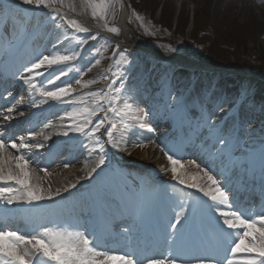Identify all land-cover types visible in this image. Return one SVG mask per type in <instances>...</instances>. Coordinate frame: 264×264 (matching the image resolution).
Masks as SVG:
<instances>
[{
    "label": "snow or ice",
    "instance_id": "6c2138e0",
    "mask_svg": "<svg viewBox=\"0 0 264 264\" xmlns=\"http://www.w3.org/2000/svg\"><path fill=\"white\" fill-rule=\"evenodd\" d=\"M88 3L93 7V18H97L95 9L99 8L101 9L99 18L103 19L107 25L108 13L105 9L110 6L109 0H88ZM21 4L33 6V9H50L47 16L57 28L60 23H65L76 32L88 31L77 20L68 19L66 13L62 14L64 0H21L20 4L12 0H0V14L6 16L8 22L12 23L14 16L19 18ZM56 5L59 7H55ZM121 7H123L122 4ZM69 10L75 11V5H70ZM107 31L119 34L117 27H107ZM63 38L71 43L69 35L63 34ZM87 39L96 40L97 36L92 35ZM85 42L86 40H80L79 43ZM57 43L60 41L58 40ZM53 47L56 50L52 54H42L32 61L30 66H26V71L31 75L27 78L21 75L20 79L38 91L41 97L39 103L34 102L33 106L40 107L41 104L49 102L72 105L71 108L65 109L64 116L61 117L62 120L69 121L66 130L54 134L68 136L71 131L88 138L94 145H99L98 148L94 147L99 154L98 159L85 177V179H91L108 163L105 145L118 149L117 136L123 140L124 132L121 129L127 130L132 126L129 120L134 121L141 128L147 127L145 121L152 115V112L151 109H141L138 106L134 108L130 103L131 96L124 86L119 67L116 71L109 70L101 77L108 82L104 89L76 95L77 88L74 85L87 89L98 83V80L86 82L82 80V77L87 75L92 67L100 63L98 57L90 66L82 68L74 81L70 80L53 88H46L45 84H53L62 76L68 75L69 69L74 67L68 62L78 58V47L70 52L58 49L56 45ZM95 51L99 52V49ZM115 52L119 53L118 60L122 61L127 58L126 50L121 51L117 46ZM53 65H67V67L52 69ZM50 69L52 70L49 71ZM46 73L48 79L38 82L36 78ZM244 95L246 103V90ZM89 97L93 98L94 102L89 101ZM236 99L239 100L240 95ZM220 109H223V104L220 105ZM13 111H15L13 107L7 108L9 115L5 119H11L10 114ZM23 114L20 113V115ZM205 125L207 132L215 137L219 150L222 153L230 152L232 137L223 133L211 115L205 119ZM148 130L152 129L149 127ZM40 136H43L45 140L52 139V134L46 135L43 131L33 132L28 136L22 135L11 141L0 137V202L5 206V214H10L25 205L30 206V211L35 209L40 216L54 213L57 209L46 206L43 202L52 201L60 196L62 191L69 192L70 189L77 187L76 183H72L63 189L57 188L53 191L50 186L45 188L41 185L39 182L41 178H35L36 182H34L35 169L29 171V165L32 163L30 153L32 149L44 147L43 143L37 141V137ZM165 154L172 165L171 171L174 178L178 179L180 184L196 189L212 202L203 206L213 214L214 233L222 246L221 250L225 253L223 258L211 255H192L185 258L182 255L188 248L184 229L190 222H194L195 213L200 205L180 201L177 205L179 210L172 209L174 214L168 224L170 231L165 237V243L176 255L169 253L167 256L145 257L141 261L127 253L119 255L112 253L100 243L95 233L87 229L69 231L67 227L54 226L49 223L40 224L33 227L31 231L22 233L5 224L0 227V264H177L178 261L179 264H264V209L248 215L233 208L227 189L210 170L201 169L202 176L192 177L193 181L206 178L203 186L180 179L177 168L178 166L183 168V163L179 158H174L167 152ZM64 166L69 167L67 164ZM195 166L200 168L199 164ZM40 170L45 173V176L48 175L46 168ZM13 205L16 209L11 207ZM129 231V227H123L124 233ZM211 247L217 250L216 244H212Z\"/></svg>",
    "mask_w": 264,
    "mask_h": 264
},
{
    "label": "rangeland",
    "instance_id": "374dc122",
    "mask_svg": "<svg viewBox=\"0 0 264 264\" xmlns=\"http://www.w3.org/2000/svg\"><path fill=\"white\" fill-rule=\"evenodd\" d=\"M122 1L129 11V17L126 25L127 27H125V30H119L118 35L107 31V27H117L116 24L120 12L118 4L119 0H109L110 6L105 9L108 13L107 25H105L103 19L99 18L101 9H95L97 18H93V7L88 3V0H64L62 14L66 13L67 16H71L67 17L68 19L77 20L83 27H86L88 31L85 33L76 32L65 23H60L58 28L54 26L52 21L49 20L47 16V12L51 11L50 9H33V6L21 4L19 16H24V13L27 11L30 12L31 15L38 13L43 18L37 23L35 28L36 30L40 28V25L42 24L43 27L40 30L41 33L51 30L52 34L55 32L57 34L59 33L62 38L63 34H67L71 38V43L66 40L62 46H56V48L70 52L78 47V58L68 62L69 64L74 65V67L69 69L68 75L62 76L61 79L63 77H68L67 81H74L75 78L79 76L82 68L90 66L94 63L95 58L98 57L100 59V63L92 67L91 71L82 77V80L85 82L88 80H98V83L87 89L82 88L80 85H74L77 88L76 95L104 89L108 82L101 79V77L109 70L116 71L119 67V70L122 73V79H124L131 69L133 70L141 63H148L150 65L156 64V67H159L161 70H163L162 66L176 68L179 72H184L185 74L198 73L199 71V73H202L203 75L205 74L212 75L217 78H224L232 84H242L245 79L254 78V88L251 90V93H256L259 98L264 97V21L262 22L256 17L250 20L249 17L244 16L243 10L250 9L253 6L250 0H226V4L219 7L218 11L214 10L211 12L196 11V5L189 0H172L174 6L176 7L177 14L173 17L170 24H164L161 22L160 18L163 6H158L157 9L154 10L149 8V4L151 5V3L147 0ZM12 2L20 4L21 0H12ZM73 4L75 5V11L69 10V6ZM184 4H187V15L185 21L181 25L180 13L182 12ZM55 7H59V5H56ZM83 10L85 15L82 14ZM257 20L258 22H256ZM62 28L67 29L68 32L61 30ZM92 35H96L97 39H87ZM55 37L56 35H51V37L46 38L48 41L46 44H54ZM80 40H86V42L80 44ZM67 45H69V47ZM117 46L121 51L126 50L127 58L125 60L121 61L117 59V56L119 55V53L115 52ZM95 49H99V52L95 51ZM153 50L160 53L173 54L178 57L174 58L172 61L161 60L150 52ZM53 66L55 69L67 67V65ZM46 85H48L49 88H53L51 84ZM184 85L190 88L193 86V83L190 81L175 83L174 88H182ZM159 92L160 91H154L152 94L151 92L141 93V102L147 104V106L140 108L151 109L152 115L154 114L153 116L150 115L148 120L145 121L147 127L143 131L144 136L142 135V137L139 138L133 131L132 126L128 128L127 130H130L128 132L132 136V140L129 144L124 145L123 143V145H121L122 143H119L118 149L112 148L111 145H105V154L108 162L115 168L119 169L130 168L132 166H143L147 170L146 174L154 176L156 181L159 183L165 185H171L174 183L177 187H181L185 191L189 192V196H191L190 194H194L200 197L198 194L202 193L196 189L188 188L185 185L180 184L178 179L174 178L171 171L172 165L168 161L167 155L164 154L166 152L161 151V149L165 150V148H167L170 152L174 142L176 140H182V137L180 134L176 137L171 135L172 129L170 132L165 131L166 129L158 131L160 128L156 130L155 126L158 125V122L170 121L164 116L160 118L157 116L158 114L156 112H158L159 108L162 107V102H160L161 97H158L161 95ZM129 93L131 97L134 95L132 91ZM232 98L233 99H230L231 103L239 101L236 99L237 97ZM88 99L89 101L94 102L93 98L89 97ZM49 103L52 106L55 105V102ZM227 105L228 104L223 105V109H225ZM69 108L71 107L63 108L57 115L56 120L51 119V124H55V121H58V128H56L52 134L53 141L63 137V135H55L54 133L66 130V126L68 124L67 119L62 120L61 117L64 116L65 109ZM262 113H264V108H261L260 110V114ZM101 115H103V113H101ZM212 116L213 120L216 122L220 119L218 114H213ZM150 118L157 119L158 121L156 120L157 122H154L152 125ZM63 121H66V123H63ZM130 121L131 120H129V123ZM47 122L40 124L35 128L36 130L34 129L35 131L33 130V132L42 131ZM131 123L134 127L136 126L134 121H131ZM200 123L201 120L192 122L193 126ZM34 125L35 124H33V126ZM63 125H65V127L60 129V126ZM149 127L152 129L151 131L148 130ZM224 129H226L229 133L234 131L231 130L233 129V125L226 124L223 126V130ZM29 132L33 133L31 130L24 133H18L15 139L22 135L28 136L30 134ZM205 132H207L206 127L200 132V134ZM69 133L72 137H70L71 139H76L80 136V134L75 132L69 131ZM46 135H48V133H46ZM131 136H129V139H131ZM40 137V143L45 144L44 142L48 141L45 140L43 136ZM87 146L88 149L92 148L90 153L95 157L96 161L99 154L94 150V147L98 148L99 145H94L93 142L88 141ZM244 148L245 147H243V149ZM42 150L46 151L45 149ZM156 151H159V154L161 153V156H163L166 161V163L162 164L160 168L158 167L159 165L156 164L157 162L155 156H150L151 152ZM201 151L206 152L207 150L202 149ZM183 153V156L186 155L185 157L182 156L184 159H181L184 167L180 168L178 166L177 171L179 178L185 179L189 183V181L184 178L185 171L189 169V167L186 168L188 165L187 162H195V159L187 152ZM44 156H48V154H44ZM206 158L208 160L207 166H209L206 168L202 167L200 164V170H198L197 176H202L201 169H209L211 173H213L222 182V185L227 189L230 198H234L235 195L239 194L243 187L242 181L244 180L245 175L249 172L251 166L248 167L242 164L240 166L242 168L240 170L241 172H237L238 169H236L237 167L235 166L234 169L236 170L232 173L233 169L230 165L232 160L225 162V159L221 157V153H218V156L208 154ZM79 164L80 162L69 166L72 169L74 167L80 168ZM30 167L31 165H29V171L32 169ZM54 167L59 170L62 169L61 165H54L50 168L53 169ZM260 169V167H255L250 174L253 175L257 181H259L261 176L264 174L263 170ZM102 175H105V172H103V170H98V173L92 176L91 182L87 185L89 191L91 192V196L92 194H95L96 199L101 198L100 193L105 189V185L108 184L107 181H105L106 176L104 177ZM110 180L112 181V179ZM205 181L206 178L196 181H193L192 179L190 183L195 182L203 186ZM85 187L86 185L79 186L69 192L62 191L61 195L55 197L54 200H58V202L67 200L66 198L68 195H72L78 191L80 192ZM200 199H202L204 205L212 203L207 197L202 196ZM89 201L91 202V200ZM256 202L257 200L253 203V206L256 205ZM61 203L64 205V201ZM3 206L4 205H1L0 202V208ZM246 209L252 214L256 213L252 206L246 207ZM207 212L211 213L208 209Z\"/></svg>",
    "mask_w": 264,
    "mask_h": 264
},
{
    "label": "bare ground",
    "instance_id": "6f19581e",
    "mask_svg": "<svg viewBox=\"0 0 264 264\" xmlns=\"http://www.w3.org/2000/svg\"><path fill=\"white\" fill-rule=\"evenodd\" d=\"M148 2L151 3V5L149 4V8L156 10L157 7L159 6H163L162 9V14H161V22L164 24H170L171 21L173 20V17L176 16L177 12H176V7L174 6V3L172 0H147ZM190 2H192L193 4L196 5V11L198 12H211V11H218L219 7L223 6L224 4H226V0H189ZM254 6L250 8V9H244L243 10V14L244 16L249 17L250 20H252L254 17H256L258 20H261L262 22L264 21V0H250ZM257 10V11H256ZM186 15H187V4L183 5V9L182 12L180 13V23L181 25L183 24V22L186 19ZM242 15V14H241ZM0 16H4L2 14H0ZM0 18H4V17H0ZM43 17H41L39 14H35L32 21L29 23L28 28L31 30L33 28L36 27L37 23L41 21ZM123 19V20H122ZM23 17H19V18H13V22L9 23L7 17H5L4 19H2L0 21V61L4 62L5 64L8 63L10 64V66L13 63L14 66V62L16 61V59L20 58V55L25 54L27 52H31L35 45H36V39L33 41L31 40V43L26 46V40L23 37ZM258 20L256 22H258ZM121 25L125 27L126 23L124 22V17H121ZM7 29V30H6ZM61 30H63L64 32H68L67 29L62 28ZM47 34V32H44V34ZM43 34V35H44ZM59 36H61L59 33L56 34V37L58 38ZM45 37V36H44ZM55 37V40L57 39ZM37 39L41 40V38L39 36H37ZM60 41V43L55 42L56 46H61L64 44V42L66 40H64V38H59L58 39ZM69 47V45H67ZM66 46V47H67ZM67 49V48H66ZM151 53H153L158 59L161 60H168V61H172L174 60V58L178 57L175 56L173 54H163L160 52H157L155 50L150 51ZM31 52V56H32ZM30 56V55H28ZM31 58V57H30ZM29 59V58H28ZM20 60V59H19ZM14 61V62H13ZM18 62V61H17ZM16 62V63H17ZM183 62V61H182ZM188 62V61H186ZM141 64L137 65L135 70H130L127 74V76L123 79L124 82V86L126 89H128L130 87V85H132L134 82L137 83V80H139V78H136L132 80V77L136 76L137 73L141 72ZM20 66V62L18 65L15 66L19 67ZM26 66H30V64H23L21 67V71H19V74H22L23 76L25 75V77H28L29 74L26 71ZM151 69H148V73H146L145 75H142L141 80H143L145 78L146 82L144 85H142V88H148L151 89V85L148 83V80H155L156 78L159 80V82L156 83L157 87L162 88L160 93H165V94H161L164 95V99L162 101V106L164 105V101H172V103L170 104L169 107L171 109H169L168 111V116L172 115L170 114L171 110L173 111V115L172 117L176 118L175 120H177V123L180 122L182 115L184 114L185 119L188 117V105H184V104H190V103H194V107L196 106L198 109L202 108V104L203 106H207V100L203 99V96H201V91L203 88H201L200 86L197 87V90H192L193 88H191L190 90H183V91H174V95L175 97H171L169 93V90L171 89L172 85H173V78L174 76L177 74L179 77L177 78V81H179L181 78L183 79H193L195 80L193 82V84L198 85L197 83L201 80V79H206L208 82H210L209 84L211 85V91L213 92L214 96L216 100L212 103L213 105L211 106V110H207L206 107H203V114L200 113V116L202 117V120H205L209 115H213V114H218L220 116V122L219 120H217V124L220 127V124H228V125H236V129L238 124V119L242 118V122L241 124L243 125L241 130H240V136H238V139L236 141L235 146H239L241 144H243V139L242 137L246 134H249L252 132H256L258 133V135L260 137L264 136V113L260 114V110L261 108H264V97H260L256 94V93H251L252 89L254 88V81L255 79H245L242 84L241 83H236V84H232L231 82L226 81V79L224 78H217L214 77L212 75H203L202 73H193V74H185L184 72H178V70L176 68H165L166 70H164V73L162 72L161 69H157V67H154V65L151 66ZM133 71V72H131ZM130 74V75H129ZM168 74V75H167ZM141 75V74H140ZM46 76V75H45ZM48 77V75H47ZM46 77V79H47ZM163 77L165 79H168V81L166 82L165 79L163 80ZM65 78H62L60 80H56L54 81V83L52 85H59L61 83H64ZM215 81V82H214ZM119 82V81H118ZM166 82V83H165ZM165 83V84H164ZM138 84V83H137ZM232 85L234 87H232ZM77 86V85H76ZM135 88V85H133ZM139 86V84H138ZM136 89V88H135ZM234 90L237 91H241L242 92V96L240 98L241 103L243 102L242 107H238L236 106L234 103H230V95L234 94ZM246 90V100L247 102L245 103V95H244V91ZM21 92V94H23L22 96L25 98L21 101V103L25 104L26 102L30 104V107L28 108V112L29 114H31V116L33 115V121L36 120L38 123L43 124L47 121L46 125L44 126V133H48V134H53V132L55 131L57 127V122L55 121V124H51L50 122L51 119L56 120L57 119V115L59 114V112L64 108V106L66 107H71L72 105H66L64 104L63 107H54L51 108L50 110H44V111H40L39 109H41L43 106H45V104H41L40 107H35L33 106L34 102L35 103H39V94L36 90L32 89L29 86H26L25 89H21L19 88V90ZM194 93V94H192ZM138 98H141L140 93L135 94ZM136 98V102L137 104L136 107L138 106L140 108L141 106V102L140 100ZM177 101H179V103H177ZM186 101V103H184ZM223 104H228L230 107L229 109H220V105ZM178 105V106H177ZM47 106V105H46ZM21 107V106H18ZM16 108V107H15ZM142 108V107H141ZM174 109V110H173ZM202 111V110H201ZM160 114L162 115H166V111L163 110V107H161L158 111ZM158 112H156L158 114ZM12 117L15 118H19L21 117V115L17 112V110L13 111L12 113ZM153 116V115H152ZM3 119V118H1ZM187 121H189V118H187ZM257 121L259 123H257ZM63 123H66V121H63ZM69 123V122H68ZM135 123V122H134ZM176 123V124H177ZM257 124L260 127H256ZM48 125H51V127H48ZM2 126V125H1ZM224 126V125H223ZM262 126V127H261ZM63 127H65V125L60 126V129H63ZM197 127V126H195ZM3 127H0V137L4 138L6 141H10V136L7 134L9 130L7 129H2ZM23 128H28V126L26 125V123L24 124H14V126L12 127V131L11 133L14 132V130L20 131ZM146 127L141 128L139 127L138 124H136L135 128H132L133 131L135 132V134L141 138L143 134V131ZM177 128V127H176ZM174 128V129H176ZM199 129V127H198ZM124 132L123 135V140L120 139L119 136H117V140L119 141V143L121 145H127L131 142L132 140V136L130 135V133L128 131L130 130H124L121 129ZM190 133L193 135L195 134L194 131L190 130ZM70 134V133H69ZM12 135V134H10ZM182 135L184 137H187L189 139V141H191L190 137L185 133L182 132ZM210 134L208 133V136ZM254 135V133H253ZM129 136H131V139H129ZM252 136V135H251ZM258 136V137H259ZM71 135L69 136H63L61 139L59 140H63V143L56 147L55 149L52 150V154L51 156H53V154L57 155V158H48L47 156L43 155L44 150L39 151V150H31L30 156H31V160L32 163L30 164L32 168L30 171H32L33 169H35V171L33 172V177H34V182L35 178H41L40 179V183L43 187L48 188L49 186L51 187V189L53 191H55V189L60 188L63 189L66 185H71L72 183H76L77 187L79 186H84V185H88L91 179H85L86 175L90 172L91 168L94 166L95 164V157L92 156V154L90 153V151H92L91 149H88V141L89 139L80 135L79 137H77L76 139H71L70 138ZM52 140V139H51ZM51 140H48L49 142ZM264 140V139H263ZM263 140H256L257 143L262 144ZM37 141H41V137H37ZM232 141H233V137H232ZM32 142H36V141H32ZM128 142V143H127ZM52 143V142H51ZM48 145V143L46 144ZM46 145H44V147L46 148ZM245 145V144H244ZM249 145V144H248ZM233 146V144H232ZM251 147V145H249ZM41 148V149H45V148ZM68 150L70 153V159H65L63 152ZM232 150V148H231ZM9 151H13L9 149ZM179 151V152H178ZM182 151L183 148L182 147H172V154H176L178 152V155L180 159V154L182 155ZM216 153H222L219 148L216 149L215 151ZM250 152L245 154V158H247L248 160L245 162V165H249V161H252L253 164H258L260 162V164H258L259 166H262L264 168V158H259L256 156H249ZM155 156L156 158V164H158L159 168L162 166V164L166 163L165 158L163 156H161L162 154H159V151L156 152H151L150 156ZM230 154H227V159H230ZM198 158V161H201L203 156L199 155L196 156L195 158ZM80 162V168H76L74 167L73 169L69 167H65L64 165H75L76 163ZM56 165L62 166V169H57V168H50L51 165ZM187 167H189V169L187 171H185V176L184 178H186L189 183L192 180L193 176H197L198 175V170H200L199 168H196L195 164H198L196 161L195 163L192 162H187ZM241 164V163H240ZM53 165V166H54ZM52 167V166H51ZM42 168H46L48 169V175L45 176V173L43 171H41L40 169ZM52 169V170H51ZM236 169H240V165L236 168ZM51 170V171H49ZM140 173L141 171H136V172H132L131 174L135 177L136 173ZM130 177V176H129ZM124 178H127V176L125 175ZM48 181V184H47ZM131 183L133 184V181H131ZM48 186V187H46ZM76 187V188H77ZM75 189V188H73ZM72 190V189H70ZM116 192L117 194L119 193V195L122 197V200L124 202H126V204L128 205L129 202V193H127L124 188L122 187V185H118L116 187ZM123 193V195H122ZM89 191L88 188L85 187V189L81 190L80 192H76L75 196L77 197H82L83 195H88ZM200 195V194H199ZM202 195V194H201ZM203 196V195H202ZM131 204V202H130ZM80 206V207H79ZM78 208L76 209V211L81 212V211H85V207L82 205H79ZM175 208L174 205H171V211L172 209ZM234 208V207H233ZM133 210V209H132ZM240 211H242L243 213H245V211L243 210V208H240ZM88 214H90L91 210L87 209L86 211ZM173 211H172V216H173ZM246 214V213H245ZM10 220H8V222L6 224L10 225L11 228L16 229L23 232H28L31 231L30 226H28V223L22 218L20 217L18 214L15 215V217H11L9 218ZM113 220V219H112ZM34 227V224L32 226V228ZM119 231H117L118 233ZM146 250V249H145ZM150 253H155L157 254V251H150ZM147 253V252H143L141 254L140 259H142L144 256H148L151 257L152 254ZM176 255V254H174ZM184 257L185 255L182 254ZM167 256V255H166ZM186 258V257H185ZM179 262V261H178Z\"/></svg>",
    "mask_w": 264,
    "mask_h": 264
}]
</instances>
